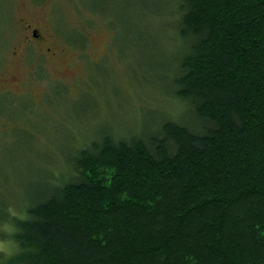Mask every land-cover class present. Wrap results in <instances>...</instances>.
Here are the masks:
<instances>
[{"label":"trees","instance_id":"obj_1","mask_svg":"<svg viewBox=\"0 0 264 264\" xmlns=\"http://www.w3.org/2000/svg\"><path fill=\"white\" fill-rule=\"evenodd\" d=\"M135 5L140 36L159 20L172 36L150 68L181 115L69 144L0 218L15 247L0 264H264V0Z\"/></svg>","mask_w":264,"mask_h":264},{"label":"rangeland","instance_id":"obj_2","mask_svg":"<svg viewBox=\"0 0 264 264\" xmlns=\"http://www.w3.org/2000/svg\"><path fill=\"white\" fill-rule=\"evenodd\" d=\"M133 5L134 0H0V218L29 203L38 182L88 129L113 127L112 134L123 137L136 123L140 128L157 121L152 112L170 119L181 115L174 100L162 96L163 67L151 69L152 62L175 55L172 36L161 30L163 20L152 35L140 36V27L131 23L140 12ZM28 26L55 57L42 56L39 46H23ZM144 106L149 108L139 114ZM8 231L13 230L0 223V252L6 254L15 249L3 237Z\"/></svg>","mask_w":264,"mask_h":264},{"label":"flooded vegetation","instance_id":"obj_3","mask_svg":"<svg viewBox=\"0 0 264 264\" xmlns=\"http://www.w3.org/2000/svg\"><path fill=\"white\" fill-rule=\"evenodd\" d=\"M23 46L26 49L34 48L35 46H39L43 49L42 56H46L47 54L55 57L56 53L52 52V50L48 46V42L44 39L42 35L39 34L37 29H31L30 26L27 27V35L24 38ZM52 52V53H51ZM17 55V52H15Z\"/></svg>","mask_w":264,"mask_h":264}]
</instances>
